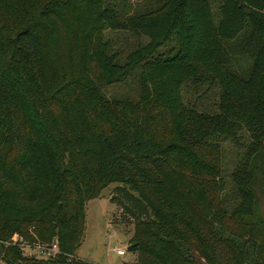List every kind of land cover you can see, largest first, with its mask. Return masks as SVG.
Returning <instances> with one entry per match:
<instances>
[{
    "label": "trees",
    "instance_id": "trees-1",
    "mask_svg": "<svg viewBox=\"0 0 264 264\" xmlns=\"http://www.w3.org/2000/svg\"><path fill=\"white\" fill-rule=\"evenodd\" d=\"M112 184L138 264H264V0H0V261L89 264Z\"/></svg>",
    "mask_w": 264,
    "mask_h": 264
},
{
    "label": "rangeland",
    "instance_id": "rangeland-1",
    "mask_svg": "<svg viewBox=\"0 0 264 264\" xmlns=\"http://www.w3.org/2000/svg\"><path fill=\"white\" fill-rule=\"evenodd\" d=\"M137 75L135 74L127 82L106 88L104 90L105 97L111 101L138 102L141 89ZM186 95L196 98L194 93H187ZM212 102L213 99H209L206 103L210 105ZM221 145L224 175L228 180L242 150L229 141ZM117 187H119L117 184L110 185L103 191L100 198L91 200L87 204L86 235L78 255L89 264H138V254L128 252L124 257L117 254L118 249H127L131 246L129 241L134 231L133 221L127 216L123 217V208L118 204L116 197ZM262 211H264L263 206ZM4 246H8V244ZM24 252L27 256L43 258L48 256L49 248L47 246L27 247ZM0 264L5 263L0 261Z\"/></svg>",
    "mask_w": 264,
    "mask_h": 264
},
{
    "label": "built area",
    "instance_id": "built-area-1",
    "mask_svg": "<svg viewBox=\"0 0 264 264\" xmlns=\"http://www.w3.org/2000/svg\"><path fill=\"white\" fill-rule=\"evenodd\" d=\"M13 240H14V244H18L24 251H25V248L29 247L28 244L26 243V241H24L23 239H21L18 236H15ZM57 252H58V247L55 244V245H53V247L49 248V253H47L48 256L47 257H43V258L48 259L49 257H51L52 255H54ZM127 253H128V248L127 249H118L117 250V254L119 256H121V257L126 256Z\"/></svg>",
    "mask_w": 264,
    "mask_h": 264
},
{
    "label": "water",
    "instance_id": "water-1",
    "mask_svg": "<svg viewBox=\"0 0 264 264\" xmlns=\"http://www.w3.org/2000/svg\"><path fill=\"white\" fill-rule=\"evenodd\" d=\"M135 247H136L135 245L129 246V247H128V252H129V253H132L133 250L135 249Z\"/></svg>",
    "mask_w": 264,
    "mask_h": 264
}]
</instances>
